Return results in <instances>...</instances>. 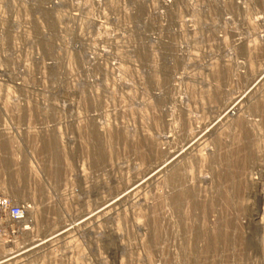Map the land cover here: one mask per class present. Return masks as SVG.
Here are the masks:
<instances>
[{"label": "rangeland", "instance_id": "obj_1", "mask_svg": "<svg viewBox=\"0 0 264 264\" xmlns=\"http://www.w3.org/2000/svg\"><path fill=\"white\" fill-rule=\"evenodd\" d=\"M0 18V254L178 149L264 68V0H0ZM260 84L172 184L15 264H264Z\"/></svg>", "mask_w": 264, "mask_h": 264}, {"label": "bare ground", "instance_id": "obj_2", "mask_svg": "<svg viewBox=\"0 0 264 264\" xmlns=\"http://www.w3.org/2000/svg\"><path fill=\"white\" fill-rule=\"evenodd\" d=\"M112 1V0H110ZM2 2V1H1ZM4 3V2H3ZM115 3V2H114ZM2 4V3H1ZM5 5V4H4ZM109 5V4H108ZM161 6V5H160ZM222 8V7H221ZM242 9V8H241ZM2 11V10H1ZM6 15V14H5ZM56 17V15H55ZM2 18V17H1ZM0 18V19H1ZM5 18V17H3ZM176 19V18H175ZM179 19V18H178ZM187 19V18H186ZM57 20V19H56ZM55 20V21H56ZM4 19H1V24L3 23ZM58 21V20H57ZM181 22V21H180ZM179 22V23H180ZM190 22V21H189ZM252 22V21H250ZM52 23V22H51ZM185 21H182V24H184ZM7 24V23H6ZM3 24V28H4ZM50 25V24H49ZM181 25V23H180ZM1 26V27H2ZM104 27V26H103ZM177 27V26H176ZM3 29V33H4ZM1 35V34H0ZM250 36V35H249ZM8 37V36H7ZM105 38V37H104ZM2 39V38H1ZM238 39V38H237ZM3 40V39H2ZM44 42V41H43ZM225 42V41H224ZM254 42V41H253ZM256 43V42H255ZM50 44V43H49ZM1 49V48H0ZM52 51V50H51ZM3 52V51H2ZM246 52V51H245ZM69 54V53H68ZM56 55V54H55ZM68 57V56H67ZM197 57V56H196ZM6 58V57H5ZM69 58V57H68ZM54 61V60H53ZM70 61V60H69ZM239 62V61H238ZM243 62V61H242ZM68 64V63H67ZM249 72L250 74L253 75V78L250 76V79L246 86L244 87L243 91L237 95L235 98L233 96L231 97V100L228 101L227 103H224L223 105L220 106L218 109L217 114L215 113V117L212 119V121L208 122V124L203 125L198 131L193 132H186L184 133V142L183 144L175 150H171L167 154L165 153L164 158L160 160L159 162H154L150 167H148L146 170L143 171L142 174H139V176H135L132 179H130L129 182L127 183H121L118 187H115V190L109 194V196L105 198H101L94 206L90 208H86L85 211H83L74 221H70V223L67 222H61L58 223V225L54 228L48 229L44 235L34 241H30V243L26 244L22 248L14 251V252H4L3 254H0V264H15L17 262H21V259H26L30 255L40 251L41 249L45 248L46 246L50 245L51 243L63 239L67 237V235L76 229L83 228L85 226L89 225H94L97 221L101 220H112L114 219V214L116 213V209L119 208L124 202H127L129 199L132 197L137 196L139 191H141L144 186H148L149 184L151 185L152 182L158 179L159 176H162V174H167V179L168 181H171L170 183L172 184V181L176 179L178 176V169L180 167L181 162L183 161L184 156L187 154L189 155V152L191 151L193 153V148L196 147L199 143L201 145V140L210 134L211 131L217 129L221 123L225 122L227 118H231L233 114L239 110V107H241V103H246L244 102L245 100H249L251 96L255 94L254 90L257 87L259 83L261 82L264 78V68L261 70L255 69L251 64H249ZM30 67V66H29ZM121 67V66H119ZM256 67V66H255ZM6 68V67H5ZM2 71V70H0ZM258 71V72H257ZM248 72V74H249ZM3 73V71H2ZM5 74V73H4ZM194 76V75H193ZM106 84V83H105ZM260 84V85H261ZM82 86V85H81ZM214 87V86H213ZM256 88V90H257ZM7 89V88H6ZM112 89V88H111ZM128 90V89H126ZM95 91V90H94ZM253 92V95L251 94ZM259 94V93H258ZM208 95V94H206ZM213 96V95H212ZM121 97V96H120ZM4 98V97H3ZM233 98V99H232ZM253 98V97H252ZM251 98V99H252ZM255 98V97H254ZM258 98V97H257ZM230 99V98H229ZM250 99V100H251ZM223 101V100H222ZM8 102V101H7ZM124 102V101H123ZM18 103V102H17ZM250 103V102H249ZM259 103V102H258ZM15 104V103H14ZM247 104V103H246ZM255 104V103H254ZM127 105V104H126ZM141 105V104H140ZM258 105V104H257ZM244 106V105H243ZM95 107V106H94ZM48 109V108H47ZM99 109V108H98ZM8 110V109H7ZM121 110V109H120ZM135 110V109H134ZM145 110V109H144ZM5 111V110H4ZM51 111V110H50ZM140 111V110H139ZM118 112V111H117ZM42 114V113H41ZM187 114V113H186ZM189 115V114H188ZM237 119V117H236ZM205 120V119H204ZM211 120V119H210ZM225 120V121H224ZM235 120V119H234ZM200 123V122H199ZM224 124V123H223ZM242 124V123H241ZM226 125V124H225ZM201 126V125H200ZM199 126V127H200ZM249 126V125H248ZM55 127V126H54ZM103 127V126H101ZM244 127V126H243ZM91 128V127H90ZM96 129V128H95ZM220 129V128H219ZM43 130V129H42ZM100 131V129H97ZM95 131L96 134L100 133L98 131ZM48 131V130H47ZM55 131V130H54ZM77 131V130H76ZM120 131V130H119ZM226 131V130H225ZM58 132V131H57ZM55 131V133H57ZM179 132V131H178ZM53 132V134H55ZM62 133V132H61ZM105 133V132H103ZM78 134V133H77ZM92 134V133H91ZM28 135V134H27ZM56 135V134H55ZM59 136V134H57ZM213 135V134H210ZM9 136V135H8ZM61 136V135H60ZM148 137V136H147ZM27 138V137H26ZM57 138V137H56ZM55 138V139H56ZM223 138V137H222ZM173 139V138H172ZM205 139V138H204ZM203 139V140H204ZM202 140V141H203ZM207 140V139H205ZM204 140V141H205ZM203 141V142H204ZM205 145V144H204ZM199 148V146H197ZM196 148V149H198ZM195 149V150H196ZM257 150V149H256ZM199 151V150H196ZM202 151V150H201ZM200 152V151H199ZM197 153V152H196ZM160 154V153H159ZM200 153H198L199 155ZM258 154V153H257ZM161 155V154H160ZM194 155V153H193ZM196 155V154H195ZM194 155V156H195ZM202 156V154H200ZM199 155V157H200ZM103 156V155H102ZM187 157V156H186ZM193 157V156H192ZM157 158V157H156ZM194 158V157H193ZM197 159V156L195 157ZM214 158V157H213ZM191 159V158H190ZM157 160V159H156ZM185 160V159H184ZM199 160V159H198ZM202 160V159H201ZM188 161V160H185ZM184 161V163H185ZM190 161V160H189ZM207 162V161H206ZM183 163V162H182ZM191 164V163H190ZM179 165V166H178ZM186 165V164H185ZM139 166V165H138ZM141 166V165H140ZM122 168V167H121ZM186 168V166H185ZM81 170V169H80ZM83 170V168H82ZM182 170V169H181ZM180 170V171H181ZM82 172V171H81ZM83 173V172H82ZM78 174V173H77ZM87 174V173H86ZM185 174V173H184ZM190 174V173H189ZM82 175V174H81ZM78 175V176H81ZM160 178V177H159ZM162 178V177H161ZM166 179V180H167ZM105 180V179H104ZM159 181V180H158ZM84 182V181H83ZM95 182V181H94ZM99 183V182H98ZM101 183V182H100ZM101 186V185H100ZM156 187V186H155ZM233 188V187H232ZM232 190V189H231ZM246 190V189H245ZM261 190V189H260ZM189 192V191H188ZM73 194V193H72ZM149 195V194H148ZM139 196V195H138ZM104 197V196H103ZM141 199V197H140ZM175 199V197H174ZM177 199V198H176ZM138 201H143L137 199ZM168 200V199H167ZM178 200V199H177ZM179 201V200H178ZM155 202V201H154ZM175 204H177L174 201ZM148 204V203H147ZM126 205V203H125ZM87 206V204H86ZM58 208V207H57ZM120 211V210H119ZM138 212V211H137ZM126 213V212H125ZM141 214V213H140ZM139 214V215H140ZM59 215V214H58ZM144 215V214H142ZM254 215L258 217V212H255ZM127 217V216H126ZM61 218V217H60ZM132 218V217H131ZM9 220V219H8ZM51 220V219H50ZM125 220V219H124ZM157 220V219H156ZM261 220V218H260ZM262 221V220H261ZM148 223V222H147ZM260 223V221L258 222ZM118 224V223H117ZM264 224V223H263ZM137 225V224H136ZM257 225V224H256ZM119 226V225H118ZM261 226V225H260ZM91 227V226H90ZM103 227V226H102ZM198 227V226H197ZM99 228V227H98ZM108 228V227H107ZM92 229V228H91ZM120 229V228H119ZM102 230V229H101ZM107 230V229H106ZM92 235L96 236L98 232L89 231ZM188 232V231H187ZM73 233V232H72ZM123 233V232H122ZM144 233V232H143ZM43 234V233H42ZM77 234V233H76ZM120 232L118 233V227L110 228L107 231V235L112 237V238H117ZM191 234V233H190ZM189 234V235H190ZM154 235V234H153ZM107 236V237H108ZM97 237V236H96ZM106 237V236H105ZM75 238V237H74ZM154 238V237H153ZM211 238V237H210ZM110 239V238H109ZM119 239V238H118ZM145 239V238H144ZM114 240V239H112ZM117 240V239H115ZM210 240V239H209ZM147 241V240H146ZM130 242V241H129ZM140 242V241H139ZM159 242V241H158ZM211 243V242H210ZM120 244V243H119ZM117 244V246L119 245ZM127 244V243H126ZM159 244V243H158ZM65 245V244H64ZM137 245V244H136ZM115 246V245H114ZM149 246V245H148ZM188 246V245H187ZM120 247V246H119ZM123 247V245L121 246ZM157 247V246H156ZM114 248V247H113ZM118 249V248H117ZM3 250V249H2ZM119 250V249H118ZM3 252V251H2ZM115 252V250H113ZM46 255V254H45ZM123 255V254H122ZM129 255V254H128ZM38 257V256H37ZM149 259V258H148ZM101 262V261H100ZM24 264V263H23ZM152 264V263H151Z\"/></svg>", "mask_w": 264, "mask_h": 264}, {"label": "built area", "instance_id": "obj_3", "mask_svg": "<svg viewBox=\"0 0 264 264\" xmlns=\"http://www.w3.org/2000/svg\"><path fill=\"white\" fill-rule=\"evenodd\" d=\"M10 217L13 218L15 221L19 220L21 218V210H19L18 208L14 209L11 212Z\"/></svg>", "mask_w": 264, "mask_h": 264}]
</instances>
